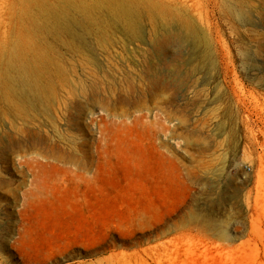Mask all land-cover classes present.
I'll return each instance as SVG.
<instances>
[{
  "label": "rangeland",
  "instance_id": "obj_1",
  "mask_svg": "<svg viewBox=\"0 0 264 264\" xmlns=\"http://www.w3.org/2000/svg\"><path fill=\"white\" fill-rule=\"evenodd\" d=\"M128 2L138 40L108 0H0V264H264V0ZM40 9L80 36H45ZM186 20L213 69L155 46ZM14 78L55 103L15 119Z\"/></svg>",
  "mask_w": 264,
  "mask_h": 264
},
{
  "label": "bare ground",
  "instance_id": "obj_2",
  "mask_svg": "<svg viewBox=\"0 0 264 264\" xmlns=\"http://www.w3.org/2000/svg\"><path fill=\"white\" fill-rule=\"evenodd\" d=\"M156 1H158V2L163 1L167 5H171L173 3H176V4H184L185 3L184 0H156ZM108 2L110 5L117 4L119 7L116 9L120 13H122V15L124 16V21H123L124 25L122 28L123 34H126L125 36L130 37V40H129V38H127L129 41H131V39H137L138 40V38H140V36H141L140 31H139V26H140V23H139L140 22V19H139L140 11H139V9L135 8L130 2H128V0H108ZM147 3L149 4L147 7L148 10H146L148 17L151 16L153 18V17L158 16V14H157V6L158 5L156 6V4L152 3V2H147ZM68 4L71 5V3H68ZM43 6H44L43 4H40V8H42ZM242 18H243V22L246 23L247 22L246 18H244V16H242ZM31 20L34 22H37L38 27H39L37 29L42 30V28H43L44 32L47 34V35L45 34V36H47V37L50 36L52 39H55L58 41H61L60 39H62L63 41L71 42L72 39H77L80 36L78 33L75 32V28L73 27V26H76V27L79 26V25L75 24L76 23L75 20L72 21L71 18L59 16L53 10H51V11L41 10V14H36V15L31 16ZM38 22H40L41 24ZM159 31L163 32L164 35L162 33H161V35L164 37H161V39L157 40V43H154V44H156L155 46L158 48V50L161 49L162 47L169 49L168 46L173 47L172 44H175L179 49H182L184 47V45L186 43H188V44L192 45V47L194 49V51H193V53L195 55L194 57L200 59V64H201L200 68H204L206 70L213 69L214 61H213L211 52L209 50L208 43H207L206 39L203 38L199 29L196 27V25H194L193 22H191L189 20L181 21L179 24V27L171 26L169 24L164 23V24H161ZM155 41H156V39H155ZM150 44H153V43H150ZM176 46L174 47L175 48L174 54L176 53ZM164 48L162 49V52H163ZM154 49H155V47H154ZM158 50H156V51H158ZM159 51H161V50H159ZM164 51H166V50H164ZM179 52L181 53V51H179ZM158 54H159V52H158ZM160 55H161V53H160ZM58 67H55L56 70H58V71H56L55 74L58 77H60V75H62L63 73H61V71H60L61 68H58ZM152 68H151V66L149 67V65H148L147 70H146L147 71L146 73L149 76L148 79H146L149 82V83L147 82L148 87H150V90H153V89L156 90L157 88L158 89L164 88V86H163L164 82L162 83V81L163 80L165 81V79L160 76L161 74L160 75L157 74L156 71L153 72L151 70ZM153 70H154V68H153ZM23 72H26V70L23 69ZM127 78H128V76H127ZM144 78H146V74H145ZM62 81H64V80L62 79ZM128 81L130 82L129 79H128ZM10 83H11V85L6 89L7 92L5 93V95H3V100L6 103H8L7 112L10 113L11 115H13L15 117V119H27L29 117V111L32 110V108L34 106L33 105L34 102L42 103V105H44L45 103L53 104L56 101V96H52L50 91L49 92H47V91L40 92V88L37 87L36 83H34L32 81L20 82V83H22V86H20L16 82V79L14 78V79H12V81H10ZM144 83L146 84V82H144ZM130 86H133V85H130ZM165 87H168V86L166 85ZM160 89H159V91H160ZM32 90H34L36 92H33ZM130 90H132V89H130ZM133 90H134V87H133ZM162 90H166V89L164 88ZM162 93H164V92L162 91ZM122 99H123V101H125L124 97ZM122 99H120V100H122ZM155 99L156 98H154V100ZM119 103H121V102H119ZM140 104H139V106H140ZM137 106H138V104H135L136 108H137ZM142 107H143V103H142ZM140 108H141V106H140ZM123 118H125V117H123Z\"/></svg>",
  "mask_w": 264,
  "mask_h": 264
}]
</instances>
